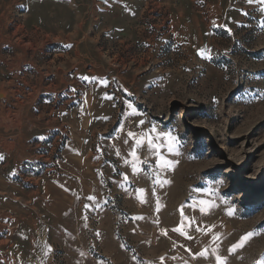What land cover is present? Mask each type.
Segmentation results:
<instances>
[{
  "label": "rangeland",
  "instance_id": "obj_1",
  "mask_svg": "<svg viewBox=\"0 0 264 264\" xmlns=\"http://www.w3.org/2000/svg\"><path fill=\"white\" fill-rule=\"evenodd\" d=\"M0 264H264V3L0 0Z\"/></svg>",
  "mask_w": 264,
  "mask_h": 264
},
{
  "label": "built area",
  "instance_id": "obj_2",
  "mask_svg": "<svg viewBox=\"0 0 264 264\" xmlns=\"http://www.w3.org/2000/svg\"><path fill=\"white\" fill-rule=\"evenodd\" d=\"M23 117V113L21 111H13L9 113L5 119H3V125L7 129H16L19 126V123L21 122ZM4 146L6 149H9L13 146V143L11 140L7 139L4 141Z\"/></svg>",
  "mask_w": 264,
  "mask_h": 264
},
{
  "label": "snow or ice",
  "instance_id": "obj_3",
  "mask_svg": "<svg viewBox=\"0 0 264 264\" xmlns=\"http://www.w3.org/2000/svg\"><path fill=\"white\" fill-rule=\"evenodd\" d=\"M252 2V0H249V3H251ZM258 3H264V0H258ZM143 124V121H141V125ZM133 135V133H129V136H132ZM125 143L127 144L128 143V141H125ZM148 143H149V145L151 144V141H148ZM182 211V210H181ZM250 237L249 236H244V237H242L241 238V242H243V241H247L248 239H249Z\"/></svg>",
  "mask_w": 264,
  "mask_h": 264
}]
</instances>
